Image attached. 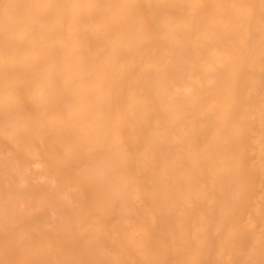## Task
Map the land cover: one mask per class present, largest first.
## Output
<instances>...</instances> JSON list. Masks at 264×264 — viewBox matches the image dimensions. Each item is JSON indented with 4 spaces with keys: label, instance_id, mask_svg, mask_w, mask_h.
I'll list each match as a JSON object with an SVG mask.
<instances>
[{
    "label": "bare ground",
    "instance_id": "bare-ground-1",
    "mask_svg": "<svg viewBox=\"0 0 264 264\" xmlns=\"http://www.w3.org/2000/svg\"><path fill=\"white\" fill-rule=\"evenodd\" d=\"M0 264H264V0H0Z\"/></svg>",
    "mask_w": 264,
    "mask_h": 264
}]
</instances>
